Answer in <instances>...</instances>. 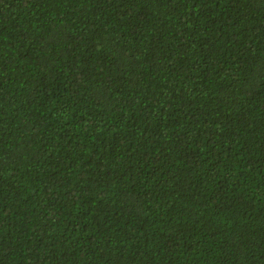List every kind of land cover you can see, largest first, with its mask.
Returning <instances> with one entry per match:
<instances>
[{"label": "trees", "instance_id": "16d2710c", "mask_svg": "<svg viewBox=\"0 0 264 264\" xmlns=\"http://www.w3.org/2000/svg\"><path fill=\"white\" fill-rule=\"evenodd\" d=\"M0 264H264V0H0Z\"/></svg>", "mask_w": 264, "mask_h": 264}]
</instances>
